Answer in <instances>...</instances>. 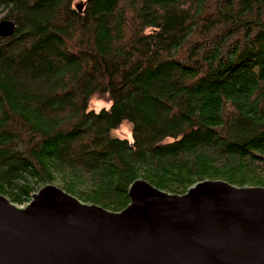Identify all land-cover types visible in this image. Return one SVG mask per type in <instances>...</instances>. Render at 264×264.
I'll return each mask as SVG.
<instances>
[{
    "label": "trees",
    "instance_id": "trees-1",
    "mask_svg": "<svg viewBox=\"0 0 264 264\" xmlns=\"http://www.w3.org/2000/svg\"><path fill=\"white\" fill-rule=\"evenodd\" d=\"M2 19L12 202L49 183L113 211L138 178L264 186V0H0Z\"/></svg>",
    "mask_w": 264,
    "mask_h": 264
},
{
    "label": "water",
    "instance_id": "water-1",
    "mask_svg": "<svg viewBox=\"0 0 264 264\" xmlns=\"http://www.w3.org/2000/svg\"><path fill=\"white\" fill-rule=\"evenodd\" d=\"M129 195L113 211L54 183L24 205L0 193V264H264V186L204 179L179 194L138 178Z\"/></svg>",
    "mask_w": 264,
    "mask_h": 264
},
{
    "label": "rangeland",
    "instance_id": "rangeland-1",
    "mask_svg": "<svg viewBox=\"0 0 264 264\" xmlns=\"http://www.w3.org/2000/svg\"><path fill=\"white\" fill-rule=\"evenodd\" d=\"M119 134H129V130L127 127H123V129L121 131L118 132ZM131 138V137H129Z\"/></svg>",
    "mask_w": 264,
    "mask_h": 264
}]
</instances>
